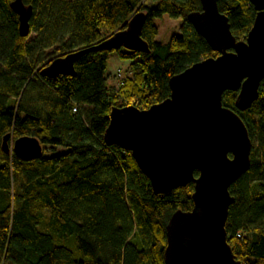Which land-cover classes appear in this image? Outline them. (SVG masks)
I'll use <instances>...</instances> for the list:
<instances>
[{"label": "trees", "instance_id": "16d2710c", "mask_svg": "<svg viewBox=\"0 0 264 264\" xmlns=\"http://www.w3.org/2000/svg\"><path fill=\"white\" fill-rule=\"evenodd\" d=\"M13 1L0 0V264H165L166 226L176 211L192 209L194 184L156 195L131 153L103 136L112 107L146 110L170 96L171 77L218 55L187 20L201 1L23 0L34 9L31 40L20 36ZM218 5L236 38H245L256 16L250 0ZM137 11L147 16L150 50L112 51L132 62L122 84H107L109 51L83 54L72 77H41L54 60L48 50L64 57L90 49ZM165 15L183 22L167 43L155 23ZM237 95L225 92L223 104L242 118L253 147L249 171L230 187L227 237L242 264H264V79L245 112L235 108ZM7 135L9 145L38 139L42 155L6 154Z\"/></svg>", "mask_w": 264, "mask_h": 264}, {"label": "water", "instance_id": "95a60500", "mask_svg": "<svg viewBox=\"0 0 264 264\" xmlns=\"http://www.w3.org/2000/svg\"><path fill=\"white\" fill-rule=\"evenodd\" d=\"M201 11L187 17L218 55L198 62L169 80L170 96L146 110L112 107L103 140L131 153L156 195L194 184L190 211H176L166 226L165 264H242L228 243L226 223L235 198L230 187L251 166L252 139L242 118L225 107V92H238L235 108L245 112L258 99L264 79V0H250L256 11L245 40H238L218 0H200ZM10 7L18 16L21 37L31 34L34 9L23 0ZM147 16L137 11L124 29L100 44L58 57L41 77L74 76L75 63L89 51L120 48L147 53L142 38ZM10 136L2 149L11 153ZM13 151L30 161L43 153L31 136L16 139ZM195 172L198 176H195Z\"/></svg>", "mask_w": 264, "mask_h": 264}, {"label": "rangeland", "instance_id": "374dc122", "mask_svg": "<svg viewBox=\"0 0 264 264\" xmlns=\"http://www.w3.org/2000/svg\"><path fill=\"white\" fill-rule=\"evenodd\" d=\"M156 25L159 28V36L158 40L162 41L164 43L169 42L171 37L176 34H180V27L182 26V20L181 19H172L169 16L165 15L161 19H156L155 20ZM37 33L32 32L29 40L34 39L36 37ZM247 36V35H246ZM245 36V38H246ZM245 38L241 40H245ZM54 49H50L47 51V55H50L49 59H56L57 57H60V54L58 55H53ZM131 61H123L121 60L116 53H109L108 58H107V68L105 71L106 77H108L107 84L109 86H118L119 85V80L115 78L118 73L122 75V77L128 75L129 70H130V65ZM13 145L14 142L10 140V148L11 151H13ZM45 155H52L53 152L49 150L44 151Z\"/></svg>", "mask_w": 264, "mask_h": 264}, {"label": "built area", "instance_id": "2783aa9c", "mask_svg": "<svg viewBox=\"0 0 264 264\" xmlns=\"http://www.w3.org/2000/svg\"><path fill=\"white\" fill-rule=\"evenodd\" d=\"M115 78L119 80L120 82L119 84H122V75L120 73H118L117 76H115Z\"/></svg>", "mask_w": 264, "mask_h": 264}]
</instances>
